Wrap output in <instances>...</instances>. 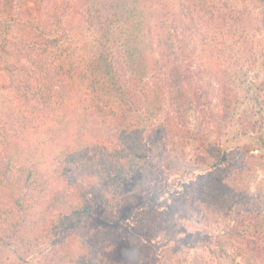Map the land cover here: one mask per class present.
Wrapping results in <instances>:
<instances>
[{
	"label": "rangeland",
	"instance_id": "rangeland-1",
	"mask_svg": "<svg viewBox=\"0 0 264 264\" xmlns=\"http://www.w3.org/2000/svg\"><path fill=\"white\" fill-rule=\"evenodd\" d=\"M97 1L0 0V6H12L15 16L9 28L0 26V61L12 62L10 57L5 60L4 48L12 51L19 31H29L22 25V15L58 33L64 56L89 58L94 43L83 21ZM227 4L242 25L226 33L216 15L204 16L202 31L217 33L215 41L205 46L191 45L190 36L180 34L185 49L193 50L187 91L196 104L186 128L170 127V144L160 139L153 123L132 120L122 130L98 124L95 117L79 127L64 120L46 121L27 140L23 136L16 140L18 145L11 150L15 169L28 168L35 180L50 181L59 190L65 185V192L69 186L61 200L69 205L91 204L94 214L117 223L109 230L97 227L93 218H84L75 229H61L53 236L48 223L37 220L39 207L35 225H24L16 236L0 241V264H264V251L262 257L256 255L246 243L254 225L264 227L262 11L253 0H227ZM9 32L11 39H4ZM55 62L52 56H41L47 68H54ZM1 67L0 62V114L14 105L19 94L14 75ZM66 110L58 109L60 114ZM186 131L189 140L184 139ZM127 134L139 136L141 153L128 159L133 163L111 153L116 139ZM74 151L79 153L77 159L61 173L58 162ZM76 176L84 182L71 184ZM213 178L237 193V204L230 210L212 209L202 194L204 184ZM7 210L0 200V225L6 224ZM195 237L202 240L193 242Z\"/></svg>",
	"mask_w": 264,
	"mask_h": 264
},
{
	"label": "trees",
	"instance_id": "trees-1",
	"mask_svg": "<svg viewBox=\"0 0 264 264\" xmlns=\"http://www.w3.org/2000/svg\"><path fill=\"white\" fill-rule=\"evenodd\" d=\"M218 1L98 0L93 13L84 17L83 22L94 45L91 56L83 60L74 59L72 53L64 56L59 51L61 37L58 33L46 31L39 21L35 24L27 17L23 19V15L20 17L22 25H27L29 31H19V42L12 51L4 48L5 60L10 57L12 62L0 61L1 68L14 75L19 89L14 105L0 114L3 123L0 130L4 131L0 134V147L4 144L0 155V200L8 207L6 224L0 225V241L16 236L24 225H35L37 221L33 218L39 207L42 210H39L37 220L47 222V229L53 236L61 229H75L76 223L84 218H93L97 227L109 230L113 223H117L94 214L91 204L69 205L61 200L60 196L66 194L69 186L65 192V185L59 190L55 185L51 187L50 181L35 180L28 168L15 169L12 147L18 145L16 140L20 136L27 140L33 129L46 121L64 120L79 127L77 125L87 123L89 117H95L98 124L122 130L132 120L139 124L153 123L160 139L170 144V127L178 130L181 125L186 128L189 112L196 104L191 99L193 95L189 93V96L187 91L191 79L188 62L193 50L185 49L180 34H188L191 45L205 46L215 41L217 33L202 31L204 16L213 19L216 15L226 33L243 24L227 0ZM253 1L261 6L264 31V0ZM14 21L12 6L3 3L0 6V26L9 28ZM213 25H216L215 21ZM11 37L10 32L4 34V39ZM43 55L56 60L53 70L41 64ZM62 56L63 60H60ZM165 69V85L161 86L159 77ZM18 73L26 75L28 80ZM58 109H67V112L60 114ZM189 135L186 131L184 139L189 140ZM138 137L127 134L117 138L111 153L122 155L127 163H133L128 160L130 154L141 153ZM78 155L74 151L58 162L61 173ZM126 162L122 163V168L127 166ZM118 173L124 174L123 171ZM69 182L76 184L84 180H78L76 176ZM84 184L95 186L89 182ZM202 194L214 210H230L237 204V193L218 178L208 180ZM260 228L252 227L246 243L251 252L262 257L264 241L262 243L260 234L261 229L264 233V227ZM201 240L195 237L193 242Z\"/></svg>",
	"mask_w": 264,
	"mask_h": 264
}]
</instances>
